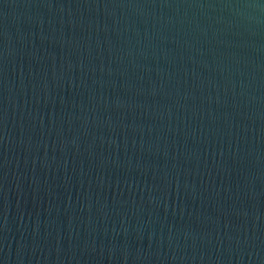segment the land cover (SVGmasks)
Returning <instances> with one entry per match:
<instances>
[{
    "label": "water",
    "instance_id": "water-1",
    "mask_svg": "<svg viewBox=\"0 0 264 264\" xmlns=\"http://www.w3.org/2000/svg\"><path fill=\"white\" fill-rule=\"evenodd\" d=\"M0 264H264V0H0Z\"/></svg>",
    "mask_w": 264,
    "mask_h": 264
}]
</instances>
